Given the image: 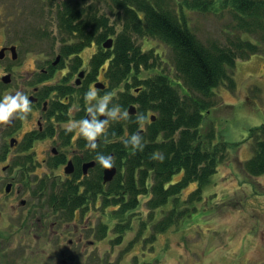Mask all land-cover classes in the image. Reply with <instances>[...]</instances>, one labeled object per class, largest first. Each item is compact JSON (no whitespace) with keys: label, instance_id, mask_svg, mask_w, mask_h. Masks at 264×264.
Listing matches in <instances>:
<instances>
[{"label":"trees","instance_id":"trees-1","mask_svg":"<svg viewBox=\"0 0 264 264\" xmlns=\"http://www.w3.org/2000/svg\"><path fill=\"white\" fill-rule=\"evenodd\" d=\"M97 1H63L57 11L58 26L69 41L78 38L75 44L65 46L67 54L79 53L96 42L98 53L92 58V72L96 74L105 68L104 75L110 81L108 91L121 84L127 90L141 84L145 87L140 95L141 103L160 114V120L151 126L156 129L161 124V128L155 130L158 140L130 155L119 154L117 162L121 164L123 160V164H118L123 173L109 188L104 189L101 183L96 188L101 194L103 210L115 207L112 214L119 220L114 228L115 244L122 243L123 236L131 231L129 216L140 207L142 197L151 195L147 205L152 222L156 219L154 215L172 203L174 208L154 224V233L147 240L152 243L155 234L166 231L189 213L186 208L180 210V195L195 183L197 186L188 204L199 200L203 189L211 184L212 177L227 159L229 144L216 141L214 128L204 130L203 127H210L207 117L214 106L211 98L215 90L224 86L236 90V62L264 54V0ZM106 10L116 16L114 21ZM191 14L219 18L229 14L232 23L225 31L227 42L199 35ZM40 35L46 36L47 32ZM108 38L114 39V46L106 50L103 43ZM145 38L158 40L172 51V68L180 82L163 69L147 80L142 79L143 70L158 69L161 65L158 52L144 51L137 42ZM121 95L125 102L127 97ZM117 133V137L121 135L119 128ZM249 139L253 154L242 163L243 168L250 176H262L264 125L252 128ZM176 176L179 178L174 182ZM69 204L72 206L71 202ZM149 228V223H141L137 240ZM109 230L110 225L103 222L99 238H106ZM136 264H140L139 260Z\"/></svg>","mask_w":264,"mask_h":264},{"label":"rangeland","instance_id":"rangeland-1","mask_svg":"<svg viewBox=\"0 0 264 264\" xmlns=\"http://www.w3.org/2000/svg\"><path fill=\"white\" fill-rule=\"evenodd\" d=\"M50 1L57 3L63 0H0V49L2 46L16 45L23 54L16 64L11 60L0 64V82L1 77L7 73L6 68L11 66L15 73L18 72V89H23L25 77L35 69L37 60L51 55L54 59L56 53L51 54L48 50L50 55L40 54L46 51L44 39H37L38 47L34 53L25 55L27 43L21 39L22 32L18 30L28 22L36 24L40 30H47L40 25L50 20L49 32L56 34V11L53 6L47 7ZM88 2L91 3L92 0ZM38 5L44 9L43 19L41 16L33 17L32 13ZM106 12L114 21L116 16L108 10ZM191 18L198 27L199 35L227 42L225 31L232 23L229 14L220 18L191 14ZM57 38H61L60 33ZM137 42L142 44L144 51L153 49L161 55L160 67L143 70L144 78L163 69L180 82L172 68L173 53L165 44L153 38L138 39ZM14 64L17 66L14 67ZM234 79L236 90H230L226 86L215 90L211 98L214 106L207 117L210 127H203L204 130L214 128L216 141L229 144L227 159L212 177L211 184L203 189L199 200L188 204L191 193L196 189L195 183L180 195L179 208L181 211L186 208L189 213L179 222L175 221L166 231L155 234L153 242L147 243L150 240L148 237L154 233V224L164 219L174 205H166L165 211L154 215L156 219L152 222L147 205L151 195L142 197L140 207L129 216L132 221L131 231L123 236L122 243L115 244L114 228L119 221L112 214L115 207H111V212H108L109 210L104 211L100 206L86 215L85 220L79 221L81 227L88 228L85 230L86 236L93 227L99 230L103 222L110 225L106 238L100 239L99 235L87 237L98 241L95 246L85 244L82 251H78L77 247L68 245L67 237L61 243L53 240L51 244L30 239L23 246L16 239H1L0 264H136L138 259L140 262L153 264H264V175L250 176L242 165L253 154L250 148V130L264 125V54L238 60ZM13 84L12 93L16 91V81ZM178 89L182 91L180 86ZM194 95L198 96L197 93ZM35 115L37 114L34 113ZM31 123H25L24 130L32 128L34 125ZM44 170L39 167L37 172L40 174ZM178 178L176 176L174 182ZM13 211L9 203L0 200V235L8 232L5 227H8L9 222L12 224L16 221ZM143 222L149 223L150 228L137 240ZM80 233L84 234L82 228ZM69 237L77 239L79 236L71 234ZM132 241L136 242L130 247Z\"/></svg>","mask_w":264,"mask_h":264},{"label":"flooded vegetation","instance_id":"flooded-vegetation-1","mask_svg":"<svg viewBox=\"0 0 264 264\" xmlns=\"http://www.w3.org/2000/svg\"><path fill=\"white\" fill-rule=\"evenodd\" d=\"M55 33H49L48 40L44 39L46 51L40 53H56L54 59L51 55L37 60L35 69L25 77V88L19 89L34 101L32 112L24 118L15 115L10 122L0 125V200L10 204L16 220L12 224L9 222L8 227H5L8 232L1 234L0 240L16 239L23 246L30 239L51 244L53 240L61 243L67 237L70 247L82 251L85 244H98L97 240L87 237L98 236L99 230L93 227L86 236L85 230L88 228L79 225L86 215L100 208L101 194L96 192V188L100 183L104 189L109 188L118 174L123 173V168L119 167L123 160L121 164L117 162L119 154L130 155L137 151L124 142L120 143L119 139L124 140L126 136L139 131L143 148L157 141L155 130L161 128V124L156 129L151 126L160 120V114L141 103L140 95L145 89L141 84L128 90L121 84L108 91L110 81L104 75L105 68L96 74L92 72V58L98 53L96 42L79 53L67 54L65 46L75 44L78 38L70 41L67 36L58 39V33L62 35L58 25ZM21 39L27 43L25 55L34 53L38 47L36 35H32L31 39L21 36ZM14 46L15 54L6 49L10 46L1 47L0 64L10 60L18 63L23 54ZM15 64L14 67L17 66ZM6 69L7 73L1 77L0 96L12 93L14 81L16 90L19 86L18 72L15 73L11 66ZM7 77L8 80H4ZM100 85H104V88ZM92 86L100 91V95L104 91L111 92L109 106L119 105L130 113L119 120L109 118L105 133L97 138L95 148L78 131H66L69 121L88 115V102L84 99V93ZM121 94L127 97L125 102ZM34 113L37 115L34 116ZM139 113L146 116L143 128L136 121V114ZM25 123L34 126L24 130ZM118 128L121 135L117 137ZM97 152L109 154L114 159L116 176L108 183H105V171L108 169L104 170L95 164ZM39 167L45 169L40 174L37 172ZM80 228L84 234L80 233ZM71 234L79 237L71 238ZM18 236L21 237L18 239Z\"/></svg>","mask_w":264,"mask_h":264},{"label":"clouds","instance_id":"clouds-1","mask_svg":"<svg viewBox=\"0 0 264 264\" xmlns=\"http://www.w3.org/2000/svg\"><path fill=\"white\" fill-rule=\"evenodd\" d=\"M111 92L104 91L100 95V91L95 87H90L84 93V99L88 102L86 108L87 116L72 120L66 124V131L71 132L76 130L89 142L92 148L97 146V138L105 133V125L109 118L113 120L123 119L130 115L129 110L122 109L121 106L112 104ZM34 101L22 90L17 89L14 93H7L0 96V125L7 124L15 115H20L22 118L26 114L32 112V104ZM103 116L104 119H100ZM146 116L143 113L136 114V121L143 128V122ZM124 144L131 146L133 150L143 148L142 135L139 131L133 132L131 135L124 138ZM95 164H98L102 169H112L114 167V159L111 155L97 152L95 156Z\"/></svg>","mask_w":264,"mask_h":264},{"label":"water","instance_id":"water-1","mask_svg":"<svg viewBox=\"0 0 264 264\" xmlns=\"http://www.w3.org/2000/svg\"><path fill=\"white\" fill-rule=\"evenodd\" d=\"M104 46L106 48H111L113 46V40L109 39L105 44ZM14 50V48H13ZM0 58H1V53H0ZM4 80H8V77L5 78ZM101 88H104V85H100ZM102 119H104V117L102 116ZM116 174V170L115 168H112V169H108L105 171V182H108V181H111L114 176Z\"/></svg>","mask_w":264,"mask_h":264}]
</instances>
